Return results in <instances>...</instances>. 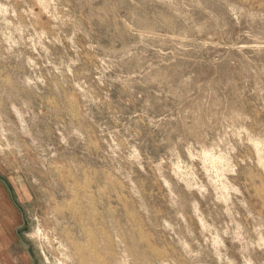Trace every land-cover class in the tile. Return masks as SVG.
Instances as JSON below:
<instances>
[{
	"label": "rangeland",
	"instance_id": "1",
	"mask_svg": "<svg viewBox=\"0 0 264 264\" xmlns=\"http://www.w3.org/2000/svg\"><path fill=\"white\" fill-rule=\"evenodd\" d=\"M0 176L26 264H264V0H0Z\"/></svg>",
	"mask_w": 264,
	"mask_h": 264
},
{
	"label": "crops",
	"instance_id": "2",
	"mask_svg": "<svg viewBox=\"0 0 264 264\" xmlns=\"http://www.w3.org/2000/svg\"><path fill=\"white\" fill-rule=\"evenodd\" d=\"M0 188H1V198L4 196L3 190L5 189L7 191V197L9 198L10 202L19 213V221L13 226V233H9L4 228L3 216L0 211V264H22V263L24 264L27 261L28 254L25 253L23 250H21L20 252H15L14 249L12 248L13 244H15V242L18 240L16 230L18 227H20L23 221L22 214L17 208L16 202L13 199V195L10 191V188L6 185L5 179L1 176H0ZM3 238L5 243L1 244V239Z\"/></svg>",
	"mask_w": 264,
	"mask_h": 264
},
{
	"label": "bare ground",
	"instance_id": "3",
	"mask_svg": "<svg viewBox=\"0 0 264 264\" xmlns=\"http://www.w3.org/2000/svg\"><path fill=\"white\" fill-rule=\"evenodd\" d=\"M5 206V205H4ZM75 211H73L72 213H74ZM73 215V214H72ZM81 225V224H80ZM69 227V226H68ZM67 227V228H68ZM81 227V226H80ZM76 228V227H75ZM79 229V228H78ZM77 229V230H78ZM82 229H84L83 228V225H82ZM90 229V228H89ZM89 229H86V230H89ZM80 230L81 229H79V232H80ZM92 230V229H91ZM98 230V229H97ZM93 231V230H92ZM94 231H95V229H94ZM93 231V232H94ZM70 232V231H69ZM83 232H86V231H83ZM91 232V231H90ZM97 232V231H96ZM68 233V232H67ZM92 233V232H91ZM90 233V234H91ZM95 233V232H94ZM79 234V233H78ZM88 234V233H87ZM90 234H88V235H90ZM93 234V233H92ZM99 234V233H98ZM68 235V234H67ZM80 235V234H79ZM83 235V234H82ZM84 235H85V233H84ZM71 236V235H70ZM94 235H92L91 237H93ZM98 236V235H97ZM69 237V236H68ZM68 237H66V238H68ZM75 237V236H74ZM82 237V236H81ZM88 236L86 235V238H87ZM90 237V236H89ZM96 237V236H95ZM99 237V236H98ZM70 238V237H69ZM75 239H76V237H75ZM75 239H67V241H68V244H69V246L73 249V252H71L72 253V259L74 260V263L75 264H87L88 262L86 261V257H85V251H86V246L87 245H84L85 244V242H84V244L83 243H81V242H79V241H76ZM93 239H94V237H93ZM93 239H91V243H90V245H92L93 246V242H95V241H93L92 242V240ZM99 239V238H98ZM100 240V239H99ZM97 241L98 240H96V243H97ZM90 241L88 240V243H89ZM67 243V242H66ZM89 245V244H88ZM97 245V244H96ZM94 247H96V246H94ZM97 248V247H96ZM90 249V248H89ZM88 249V250H89ZM71 250V249H70ZM98 250V249H97ZM72 251V250H71ZM95 251V250H94ZM99 251V250H98ZM96 252V251H95ZM87 254V253H86ZM89 254H91V253H89ZM100 254V253H99ZM92 255H93V251H92ZM95 255V254H94ZM98 256V254H96V257ZM68 260V259H67ZM87 262V263H86ZM90 262V261H89ZM95 263V262H94ZM100 263V262H99ZM98 263V264H99Z\"/></svg>",
	"mask_w": 264,
	"mask_h": 264
}]
</instances>
